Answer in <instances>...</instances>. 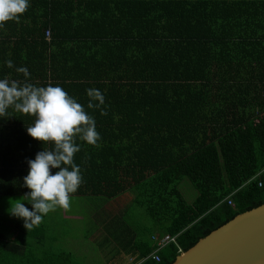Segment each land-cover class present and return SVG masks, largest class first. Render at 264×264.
I'll return each instance as SVG.
<instances>
[{
	"label": "trees",
	"instance_id": "trees-1",
	"mask_svg": "<svg viewBox=\"0 0 264 264\" xmlns=\"http://www.w3.org/2000/svg\"><path fill=\"white\" fill-rule=\"evenodd\" d=\"M0 78L59 85L94 117L101 139L94 146L77 138L83 182L71 196L105 199L99 210L111 238L126 213L141 217L150 237L176 236L159 262L154 243L139 237L134 264H172L264 204V0H31L0 27ZM230 116L235 123L221 128ZM34 120L14 108L0 117V202L24 199L27 160L52 148L27 134ZM208 131L209 139H192ZM185 180L198 194L192 203L180 190ZM114 202L130 205L112 221ZM42 223L27 230L17 220L14 238L0 227V264H74L69 252L45 245Z\"/></svg>",
	"mask_w": 264,
	"mask_h": 264
},
{
	"label": "clouds",
	"instance_id": "clouds-1",
	"mask_svg": "<svg viewBox=\"0 0 264 264\" xmlns=\"http://www.w3.org/2000/svg\"><path fill=\"white\" fill-rule=\"evenodd\" d=\"M29 7L30 0H0V27L8 21L19 20ZM6 63L9 68L13 67L11 60ZM16 71L26 78L29 76L26 67ZM87 94L92 99L103 100L96 90L89 89ZM88 107H94L92 100ZM9 108L34 116V123L26 128L27 134L43 144H52V148H43L34 159L27 160L28 173L23 177V187L29 191L8 210L10 217L22 220L24 228L30 230L57 207H70L71 194L83 182L81 169L74 162V155L80 151L76 140L95 146L101 136L94 117L59 85L36 86L0 78V117L6 116Z\"/></svg>",
	"mask_w": 264,
	"mask_h": 264
},
{
	"label": "rangeland",
	"instance_id": "rangeland-1",
	"mask_svg": "<svg viewBox=\"0 0 264 264\" xmlns=\"http://www.w3.org/2000/svg\"><path fill=\"white\" fill-rule=\"evenodd\" d=\"M184 187L188 189L185 190ZM180 190L189 203H192L198 195L192 184L187 180L182 182ZM103 201H105L104 198L97 199L95 197H84L83 200H81V197L79 199L71 198L70 207L66 211L68 213L72 211L71 214L78 215L81 217L80 220L67 217H64L67 221L62 220L64 214L62 207H57L55 211L47 214L45 216L47 221L44 224L42 223L44 229L49 232L47 233L49 236L48 242L45 245L51 246L52 251H68L74 264H116V260L115 262L112 261V250L111 255L106 257L107 252H105V249L112 243V238L106 234L102 224V216L105 211L101 213L99 208L103 205ZM10 206L11 204L6 200L0 202L1 227L13 225L14 221L18 220L10 217L8 212ZM27 207L31 209V205L27 204ZM5 209L7 212L4 211ZM98 213H100L99 216ZM130 214L126 213V218H123L128 221L126 224L134 229V234L137 232L138 227H136L137 222L129 218ZM151 225L152 221L150 225L147 222V226ZM141 232L143 238L147 240L149 230H142ZM149 241L145 242L149 243ZM120 256L124 257L123 255ZM126 258L128 257L126 256ZM117 262L120 264L119 258H117Z\"/></svg>",
	"mask_w": 264,
	"mask_h": 264
},
{
	"label": "water",
	"instance_id": "water-1",
	"mask_svg": "<svg viewBox=\"0 0 264 264\" xmlns=\"http://www.w3.org/2000/svg\"><path fill=\"white\" fill-rule=\"evenodd\" d=\"M172 264H264V204L212 231Z\"/></svg>",
	"mask_w": 264,
	"mask_h": 264
},
{
	"label": "crops",
	"instance_id": "crops-1",
	"mask_svg": "<svg viewBox=\"0 0 264 264\" xmlns=\"http://www.w3.org/2000/svg\"><path fill=\"white\" fill-rule=\"evenodd\" d=\"M30 3H31V0H30ZM82 29L83 28L78 29L77 32H80ZM221 92H222V90L219 89V88L216 89L215 92H214L213 99H214V103L216 105V108H218V106L220 105V102H219V94ZM256 93H258V89H257V91H253L252 92V95L254 96ZM252 110L253 109H251V108L249 109V112H247L248 113V116L249 115L255 116L256 113H255V111L253 112ZM227 120H229V122L228 123H226V122L222 123L223 125L221 126V128L232 127V124L235 123L234 122V119L232 118V116H230L229 118H227ZM239 120L241 121L240 124H244L245 122L248 121L247 117H244L243 119H239ZM216 125H218V123H213L212 126L214 127ZM209 131H210V129H209ZM209 131L208 132H203V133L202 132H194L195 134L192 137V139H202V138L209 139L210 137H208V136H213L214 135V132H209ZM184 188H185V190L188 189L187 187H184ZM5 198L6 197H2L0 200H3ZM71 198H73V199L78 198L79 199L80 197L71 196ZM83 198L84 197H81V200H83ZM7 201H14L15 203H17L16 202L17 201L16 199L14 200V199H10L9 198ZM18 202H20V201H18ZM24 203L27 206V202L25 201ZM113 204H114V206L112 205V210L115 207L114 210H113V211H115V213L113 214V211H112V221L116 217H118L120 215V212L121 211L122 212L123 211L126 212L127 207L130 205L129 202L125 203L123 206H119V204H117L116 202H114ZM63 212H64V214H63L62 220L64 219V217L71 218V219H76V220H80L81 219V217H79L78 215H72L71 214L72 211L70 213H68L66 211V209L63 208ZM102 217H105L106 218L107 215L104 214ZM45 218L46 217H44L43 218L44 220H42L43 221V224H44L45 221H47ZM129 218H132L133 220H135L137 222V226H136V227H138L137 228L138 229L137 232L133 234V232L131 230H129L128 228L125 227L127 225H125L124 226V230L121 231V228L117 227L118 220H119L117 218L116 219V223L113 226V230H111V231H113V234H112V243L109 244V247L107 248V251H105V252H107L106 257H108L109 255H111V250H112V256H111L112 257V261L115 262V260H116V264H118L117 258H119V263L120 264H134V258H135L136 252L139 251V248L138 247L140 246L139 241H138V238L140 237L142 240H145L143 238V233L141 231L144 230V228H146L144 226L146 224V222L144 220H141V217L139 219L133 218L131 214H130V217ZM7 220H10V219H7ZM64 220L67 221L66 219H64ZM102 220H104V219L102 218ZM15 223H16V221H14L13 225H7L6 226V227H9V229H11V235L10 236H12L13 238L15 236V233L12 231V229H13ZM43 224H41V225H43ZM0 227H1V225H0ZM6 227L2 226L1 228H6ZM148 236L149 237L145 241L150 240L149 243L152 242V244H153L152 236L151 237H150V235H148ZM46 240L48 242V238H46ZM119 255H123L125 257V259L122 256L119 257ZM126 256L128 258H126Z\"/></svg>",
	"mask_w": 264,
	"mask_h": 264
},
{
	"label": "built area",
	"instance_id": "built-area-1",
	"mask_svg": "<svg viewBox=\"0 0 264 264\" xmlns=\"http://www.w3.org/2000/svg\"><path fill=\"white\" fill-rule=\"evenodd\" d=\"M50 38H51V33H50V31H47L46 32V39L50 40ZM229 204L233 205L232 201H229ZM152 240L156 245V249L151 256L155 261L159 262L160 261V257L158 254L159 251L161 249L165 248L168 244H171V243L175 244L176 243V236L173 237L170 235H166L162 238H159L158 236H153Z\"/></svg>",
	"mask_w": 264,
	"mask_h": 264
},
{
	"label": "bare ground",
	"instance_id": "bare-ground-1",
	"mask_svg": "<svg viewBox=\"0 0 264 264\" xmlns=\"http://www.w3.org/2000/svg\"><path fill=\"white\" fill-rule=\"evenodd\" d=\"M165 236V235H164Z\"/></svg>",
	"mask_w": 264,
	"mask_h": 264
}]
</instances>
